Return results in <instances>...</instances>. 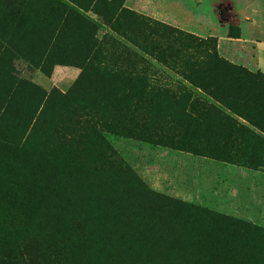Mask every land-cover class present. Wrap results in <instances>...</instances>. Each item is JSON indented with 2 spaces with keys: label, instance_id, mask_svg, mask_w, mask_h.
Instances as JSON below:
<instances>
[{
  "label": "rangeland",
  "instance_id": "rangeland-1",
  "mask_svg": "<svg viewBox=\"0 0 264 264\" xmlns=\"http://www.w3.org/2000/svg\"><path fill=\"white\" fill-rule=\"evenodd\" d=\"M164 2L178 3L213 22L217 29L212 32L218 36H210L205 31L189 32L150 14L125 9L110 24L120 37L106 34L97 41L96 48L90 47L82 53L76 49L86 60L69 64L81 69L76 79L62 85L57 79L59 70L55 69L51 71L54 78L51 82H46L42 74H37L32 82L52 92L47 107L54 112L46 116L55 120L56 111L62 113L57 123L60 127L68 125L70 114L75 115L73 121L88 125H93L98 116L97 125L102 128L104 123H111L123 113L128 118V110L135 117L141 114L137 121L143 126L156 123L155 137L162 140L161 144L118 137L105 130L102 135L150 189L257 227L253 233L241 236L237 249L241 264H264V78L259 76L245 84L238 79L240 87L227 97L232 101L227 102L229 105L245 101L243 107L237 108L248 118L222 103L224 96L219 87L214 85L204 90L188 80V76L195 75L196 66L209 68L206 76L211 79L228 77L225 72L216 73L209 65L206 53L211 42L215 46L212 52L219 58L248 72L264 75V61L259 58V47L255 45L264 41V25L256 27L248 20L231 23L215 13L263 11L260 19L264 24V0ZM170 10L181 15L178 8ZM38 12L41 11H0V23L9 22L8 26H20L27 31L17 41H5L0 36V86L2 76L9 69L14 75L27 77L28 74L21 73L27 62L69 58V51L76 55L77 52L61 47V32L47 30L43 17L36 20ZM199 19L200 16H192L196 23ZM155 22L202 39L214 37V41L198 43L195 40L190 45L184 35L158 27ZM133 41L155 46V53L164 60H157ZM91 49L96 51L89 55L87 52ZM74 82L75 87L70 89ZM68 90L66 98L63 97ZM51 135L55 140L54 132ZM254 232L259 238L255 244L249 241Z\"/></svg>",
  "mask_w": 264,
  "mask_h": 264
},
{
  "label": "trees",
  "instance_id": "trees-1",
  "mask_svg": "<svg viewBox=\"0 0 264 264\" xmlns=\"http://www.w3.org/2000/svg\"><path fill=\"white\" fill-rule=\"evenodd\" d=\"M34 5L32 0H0V11H33ZM4 23L0 36L5 41L27 33ZM155 23L184 35L190 45L214 41ZM133 42L164 60L155 46ZM214 47L211 42L206 53L209 65L228 77L211 79L209 68L196 66L188 80L204 90L219 87L222 103L248 118L237 108L245 101L229 105L227 97L240 87L238 79L245 84L264 75L219 58ZM25 64L50 75L54 63L43 58ZM6 72L0 86V264H241V236L257 227L150 189L102 135L105 130L161 144L156 123L143 126L137 121L141 114L128 110L131 117L123 113L102 128L98 116L88 125L70 114L68 125L60 127L62 113L56 111L55 120L46 116L52 92ZM253 235L249 241L255 244L259 238Z\"/></svg>",
  "mask_w": 264,
  "mask_h": 264
},
{
  "label": "crops",
  "instance_id": "crops-1",
  "mask_svg": "<svg viewBox=\"0 0 264 264\" xmlns=\"http://www.w3.org/2000/svg\"><path fill=\"white\" fill-rule=\"evenodd\" d=\"M33 1V0H32ZM33 11L38 12V18L43 17L47 30L55 31V34L62 33L61 47L64 49L73 50L79 49V53L82 49L87 50L90 47L96 48L97 41L101 40L104 35L109 34L114 37H120L111 28L110 24L116 20L119 13L128 9L130 11H136L145 15H152L158 20L172 24L180 29L196 32L205 31L210 36H218L213 34L217 29L213 22L207 21L202 18L201 15H197L192 11L185 10L180 4L172 2V4H166L164 0H35ZM178 8L181 10V15L176 14L170 10ZM263 11H215L218 18L225 16L228 22L232 21H245L248 20L256 27H263L262 17ZM200 16V19L196 23L192 21V16ZM183 16V17H182ZM236 19V20H235ZM250 20V21H249ZM95 39L96 42H93ZM264 41L256 42L259 48V58L264 61ZM93 49L90 50L92 53ZM66 52V51H65ZM67 53V52H66ZM70 51L67 53L69 58L61 57L60 60H51V71L59 70L60 76L57 78L62 85H66L70 79H76L80 73V67L69 65L71 63L86 62L82 59L85 55H76ZM87 57V56H86ZM85 57V58H86ZM84 58V57H83ZM64 59V60H63ZM88 59V57L86 58ZM50 61V63H51ZM26 67L22 70L23 73L28 74L27 79L34 81L37 74L44 75L46 82H51L53 73L50 75L44 74L40 69H33ZM60 67V69H57Z\"/></svg>",
  "mask_w": 264,
  "mask_h": 264
}]
</instances>
